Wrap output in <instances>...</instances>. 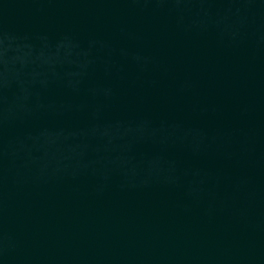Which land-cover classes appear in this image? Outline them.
I'll list each match as a JSON object with an SVG mask.
<instances>
[{
  "label": "water",
  "instance_id": "water-1",
  "mask_svg": "<svg viewBox=\"0 0 264 264\" xmlns=\"http://www.w3.org/2000/svg\"><path fill=\"white\" fill-rule=\"evenodd\" d=\"M0 264H264V0H0Z\"/></svg>",
  "mask_w": 264,
  "mask_h": 264
}]
</instances>
